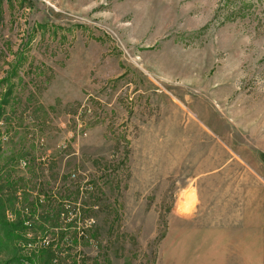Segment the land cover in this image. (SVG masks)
Instances as JSON below:
<instances>
[{
  "label": "rangeland",
  "instance_id": "1",
  "mask_svg": "<svg viewBox=\"0 0 264 264\" xmlns=\"http://www.w3.org/2000/svg\"><path fill=\"white\" fill-rule=\"evenodd\" d=\"M258 200L264 0H0V264H194Z\"/></svg>",
  "mask_w": 264,
  "mask_h": 264
},
{
  "label": "crops",
  "instance_id": "2",
  "mask_svg": "<svg viewBox=\"0 0 264 264\" xmlns=\"http://www.w3.org/2000/svg\"><path fill=\"white\" fill-rule=\"evenodd\" d=\"M249 202V200H247ZM259 200L245 207L234 225H200L192 230L194 264H264V235L258 228ZM252 227V228H250Z\"/></svg>",
  "mask_w": 264,
  "mask_h": 264
},
{
  "label": "trees",
  "instance_id": "3",
  "mask_svg": "<svg viewBox=\"0 0 264 264\" xmlns=\"http://www.w3.org/2000/svg\"><path fill=\"white\" fill-rule=\"evenodd\" d=\"M13 70H14V68H13ZM3 99H4V97H3ZM2 101H5V100H2ZM61 214L62 213L60 211H55L54 213H48L47 216L44 219H41V220H42V222H46V221H49V220L57 222V221H59ZM18 225H21V222L18 223ZM51 227H55V225L52 224ZM6 234H7L8 237H10V229L6 230ZM37 254H38V256H37ZM31 255L33 257H36L35 258V262H40L41 264H46V262L52 258V253H51V250H50V247H49L48 244L46 246H43V248H39V250L36 253L33 252ZM14 258H15V255L11 256L9 259L11 260V259H14ZM4 264H6V263H4ZM7 264H9V263H7Z\"/></svg>",
  "mask_w": 264,
  "mask_h": 264
}]
</instances>
